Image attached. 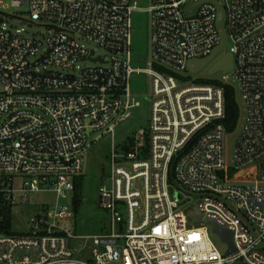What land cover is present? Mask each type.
Returning <instances> with one entry per match:
<instances>
[{"label": "built area", "instance_id": "2783aa9c", "mask_svg": "<svg viewBox=\"0 0 264 264\" xmlns=\"http://www.w3.org/2000/svg\"><path fill=\"white\" fill-rule=\"evenodd\" d=\"M217 2L232 69L194 79L187 63L220 44L211 0H149L145 67L132 51L134 0H0V264H264V0ZM20 5L28 23L43 22V40L11 22L7 9ZM135 73L151 79L150 117L117 143L139 106ZM224 85L244 105L229 165ZM103 135L109 229L76 235L61 223L72 217L64 201L74 208L85 152ZM22 206L36 212L15 233L11 210ZM207 219L232 233L234 251L219 252Z\"/></svg>", "mask_w": 264, "mask_h": 264}, {"label": "rangeland", "instance_id": "374dc122", "mask_svg": "<svg viewBox=\"0 0 264 264\" xmlns=\"http://www.w3.org/2000/svg\"><path fill=\"white\" fill-rule=\"evenodd\" d=\"M137 3L138 9L132 14L133 21V41L132 51L136 57L135 66L145 67L147 60H149L150 41H149V21L148 15L143 11L149 4V0H134ZM9 4V0H5ZM9 12L16 14L18 19L11 22L17 27H22L25 30V35L43 40L47 35L46 28L42 25L43 22L28 23V16L25 13L26 6L20 5L17 7H9ZM88 46L87 43L84 42ZM228 49V44L224 50L219 52L206 66H204L197 73H190V77L194 79H218L222 72L209 74V68L222 56ZM96 52H101L96 50ZM79 66H87L88 62H79ZM42 68V66H40ZM130 89L135 95L139 106L133 109V117L122 124H120L115 131V142L131 133L144 129L150 117V100L149 94L151 90V79L144 73H135L131 76L129 81ZM235 100L238 109V119L235 129L225 135L224 141V155L226 164H231L233 152L236 144V139L239 135L240 126L244 117V105L235 88ZM97 133H92L91 138L95 137ZM110 136L103 135L95 141L85 152L84 163L81 172V203L75 210L70 199L64 201L71 211L72 217L63 220L61 223L71 233L76 235H93L106 231L109 229L107 212L98 205V187L105 181L109 175V151H110ZM55 201L53 194L47 195L45 202L50 204ZM36 209L31 206L15 207L11 210L10 223L11 229L15 233H23L27 231V221L34 215ZM211 232V229H210ZM211 240L215 244L220 253L223 254L225 250V243L221 242L216 235L210 233ZM79 243L83 240H73L71 242L73 247L79 248ZM87 247H85L79 254H76V259L83 260L87 257Z\"/></svg>", "mask_w": 264, "mask_h": 264}, {"label": "water", "instance_id": "95a60500", "mask_svg": "<svg viewBox=\"0 0 264 264\" xmlns=\"http://www.w3.org/2000/svg\"><path fill=\"white\" fill-rule=\"evenodd\" d=\"M211 2L216 6L217 9V31L220 36V44L212 51V53L205 58L202 59H193L187 63V69L191 73L199 72L206 64H208L219 52L224 50L226 46V33L224 29V18L225 12L223 8L218 4L217 0H211ZM199 3L194 4V11L198 7ZM186 12V11H185ZM232 69V55L228 52H224L222 56L209 68L208 73L213 74L216 72H230ZM188 216L190 218L200 219V214L197 209L188 212ZM206 222L211 227V232L216 235L220 241L224 242L227 245V250L225 251V255L234 251L233 242H232V233L222 228L215 220L207 219ZM244 264V263H237Z\"/></svg>", "mask_w": 264, "mask_h": 264}, {"label": "trees", "instance_id": "16d2710c", "mask_svg": "<svg viewBox=\"0 0 264 264\" xmlns=\"http://www.w3.org/2000/svg\"><path fill=\"white\" fill-rule=\"evenodd\" d=\"M204 82H216L210 80H204ZM224 97H225V117L223 119V124L228 132H232L236 127V122L238 119V109L237 103L235 100V89L231 85H224ZM81 177L78 176L74 182V198H73V205L75 210L79 207L81 203Z\"/></svg>", "mask_w": 264, "mask_h": 264}]
</instances>
